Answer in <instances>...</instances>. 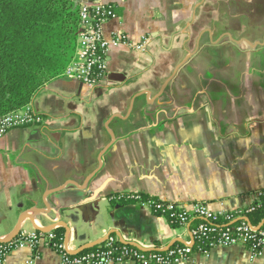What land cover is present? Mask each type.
<instances>
[{"label":"crops","instance_id":"0c3cea01","mask_svg":"<svg viewBox=\"0 0 264 264\" xmlns=\"http://www.w3.org/2000/svg\"><path fill=\"white\" fill-rule=\"evenodd\" d=\"M102 1L117 15L103 27L104 37L123 33L134 43L144 37L147 46L111 49L108 72L95 87L54 79L29 105L43 122L0 139V239L23 212L45 210V202L55 212L51 219L69 228L70 251L111 231L144 249L193 245V220L172 227L137 202L117 200L201 203L217 215L259 202L264 38L252 44L231 25L264 17V0ZM227 35L251 44H235ZM35 225L49 223L36 219ZM3 264H59V256L44 245H24ZM180 264H264V246L256 258L245 246H233L192 253Z\"/></svg>","mask_w":264,"mask_h":264},{"label":"built area","instance_id":"2783aa9c","mask_svg":"<svg viewBox=\"0 0 264 264\" xmlns=\"http://www.w3.org/2000/svg\"><path fill=\"white\" fill-rule=\"evenodd\" d=\"M116 18L114 8L102 0H87L85 3H80L77 48L72 61L62 75L63 78L77 81L89 88L95 87L108 72L107 55L111 49L125 47L136 51L146 48L148 39L144 37L139 43H134L123 33H118L107 40L103 34V27ZM42 122L41 116L29 106L20 111L9 113L0 118V139L11 130L39 125ZM263 193L261 191L257 194L258 200L264 195ZM133 199L152 213H158L160 217L168 216L176 221L179 226H184L194 219L207 221L215 219L216 216L230 215L212 214L201 203L183 206L163 202L165 204L163 207L158 204L159 202L144 201L139 196H134ZM255 208L256 204L243 212H236V214L250 213ZM231 231L238 232L239 236L231 237L229 234ZM215 232L216 228H207L204 225H200L192 232V236L210 239L208 249L200 254L206 256L216 248L246 247V243L251 242L246 248L251 258H256L264 246V230L259 228L254 231L246 222L236 228H231V230L220 231L216 237H212V233ZM116 243L119 246H116ZM24 245L31 248L44 245L51 248L59 256V264H180L190 259L192 248L184 245L182 249H169L166 252H141L134 247L122 245L115 238L109 237L102 245L71 256L67 252L63 236L55 232L47 234L21 232L11 243L0 245V264H3L13 249Z\"/></svg>","mask_w":264,"mask_h":264},{"label":"trees","instance_id":"16d2710c","mask_svg":"<svg viewBox=\"0 0 264 264\" xmlns=\"http://www.w3.org/2000/svg\"><path fill=\"white\" fill-rule=\"evenodd\" d=\"M80 3L81 0H0V118L28 107L45 85L62 77L77 48ZM133 197L124 196L117 201L136 203ZM139 197L165 206L156 199ZM243 218L254 228L263 222L260 228L264 230V195L250 213L216 216L207 221L194 219L191 233L204 225L216 228L211 235L216 237L220 231L240 226L245 222ZM165 219L172 227L179 226L168 216ZM229 234L239 236L235 231ZM192 238L191 255L208 249L210 239ZM182 248L183 245L175 244L170 250Z\"/></svg>","mask_w":264,"mask_h":264},{"label":"water","instance_id":"95a60500","mask_svg":"<svg viewBox=\"0 0 264 264\" xmlns=\"http://www.w3.org/2000/svg\"><path fill=\"white\" fill-rule=\"evenodd\" d=\"M227 36L230 38L229 35H227ZM231 41L233 43H235V44H240V43L251 44L249 41H247L245 39L240 40V41H235V40L231 39ZM256 44H261V43H256ZM191 55L192 54H190L188 56V58L191 57ZM173 75L174 74H172V76L170 78H172ZM168 82H169V80H167L165 82V84L162 86V90L165 88V86H166V84ZM110 137H111V141H113V135L111 133H110ZM99 165L101 167V157L99 158ZM96 174H97V172H95L87 180V183H89L94 178V176ZM69 185H74V184H71L70 183ZM57 192H59V191H55L52 194L57 193ZM44 207H45V210L44 209L43 210L42 209H37V208H30V209L26 210L25 212H23L19 216L18 221H17V224L15 225L14 229L12 230V232L6 238L0 239V245H5V244L11 243L13 240H15L19 236V234L21 233L22 223L24 222V223H27L34 232L41 233V234H47V233H50V232H53V231L59 230V229L62 230L64 232V236H63L64 237V244H65V246L67 248L68 254L71 255V256H75V255L81 254V253H83L85 251L94 249V248L102 245L111 235L116 236L119 239V243L120 244L134 247V248L138 249L141 252H153V251L154 252H166L172 246L171 245V246L167 247L164 250L144 249V248H141L137 244L124 241L119 236V234L116 231H111L106 236V238H102L101 240H99L97 242H93V243H90V244H86L85 246H83L82 248H80L78 250L70 251V250H68V247H67L68 246V243H69V238H70V230H69V228L66 226L65 223L61 222L60 220L59 221H53V219H51L50 214H54L55 215V212L52 211V213H51L50 210L47 211L48 206H47V204L45 202H44ZM36 219H41L45 223H49V225L44 226V227H38V226L35 225V220ZM243 221H245L246 223H248V220L246 218H243ZM258 229L259 228H253L254 231H257ZM191 247H193V245H190V248Z\"/></svg>","mask_w":264,"mask_h":264},{"label":"rangeland","instance_id":"374dc122","mask_svg":"<svg viewBox=\"0 0 264 264\" xmlns=\"http://www.w3.org/2000/svg\"><path fill=\"white\" fill-rule=\"evenodd\" d=\"M251 25H253V27ZM231 26L233 31H237L236 35L247 38L252 44L255 42L261 43L263 41L264 17H241L238 18V25L232 24ZM225 43H229V41L225 39ZM203 44H208V42L205 41ZM22 230L30 232L31 227L27 225L24 226Z\"/></svg>","mask_w":264,"mask_h":264}]
</instances>
